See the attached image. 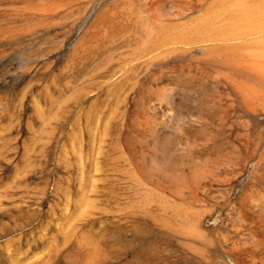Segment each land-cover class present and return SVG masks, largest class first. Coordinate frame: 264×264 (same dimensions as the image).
<instances>
[{"label":"rangeland","instance_id":"obj_1","mask_svg":"<svg viewBox=\"0 0 264 264\" xmlns=\"http://www.w3.org/2000/svg\"><path fill=\"white\" fill-rule=\"evenodd\" d=\"M257 2L0 0V264H247L264 239V83L237 65L264 56Z\"/></svg>","mask_w":264,"mask_h":264},{"label":"bare ground","instance_id":"obj_2","mask_svg":"<svg viewBox=\"0 0 264 264\" xmlns=\"http://www.w3.org/2000/svg\"><path fill=\"white\" fill-rule=\"evenodd\" d=\"M230 1H231V0H230ZM256 1H257V0H254V4H255ZM260 1H262V2L259 4V6H260L259 8H261V6H262V9L260 10V12L262 11V13L259 14V12H257L258 14H256V15L264 14V0H260ZM233 2H234V1H232V3H233ZM250 2H251V1H250ZM258 2H259V0H258ZM258 2H257V3H258ZM232 3H227V4H230L229 6H231ZM247 3H248V2H247ZM247 3H246V4H247ZM240 4L242 5L243 3L240 2ZM249 4H251V3H248V4L246 5L247 8H249ZM232 6H233V4H232ZM253 6H254V5H253ZM253 6H252V7H253ZM255 6H256V4H255ZM244 7H245V4H244ZM250 7H251V6H250ZM252 7L249 8V9L251 10ZM229 8H230V7H229ZM229 8H228L227 11H229V12L234 11L232 7H231L230 10H229ZM241 8H243V5H242ZM247 8H246V9H247ZM253 8H254V7H253ZM259 8H258V9H259ZM243 9H244V8H243ZM249 9H248V12H249ZM258 9H257V10H258ZM231 10H232V11H231ZM252 10H254L253 12H254V14H255V11H256L255 8L252 9ZM238 11H239V10H238ZM239 12H241V11H239ZM245 13H246V12L244 11L242 14L245 15ZM250 13H251V11H250ZM250 13H248V14H249V17L251 16L250 19H253V20H254V18H252V15H253V14H250ZM232 14H234V13H232ZM242 14L239 15V17L242 16ZM246 14H247V13H246ZM248 14H247V15H248ZM247 15H246V17L244 18L245 21H246V20L249 21V18L246 19V18H247ZM253 16H254V15H253ZM262 16H263V15H262ZM257 19H258V18H256V20H257ZM253 20H252V21H253ZM258 20H259V19H258ZM259 21H260V20H259ZM241 22H242V21H241ZM249 22H251V20H250ZM253 23H254V22H251V25H250V28H252V29L256 28V26L253 25ZM246 24H247V23H246ZM249 24H250V23H249ZM254 24H255V23H254ZM237 25H238V24H237ZM237 25H236V26H237ZM239 25H240V24H239ZM263 25H264V24H263ZM263 25H262V23H261V25H259V28H260V26H262V30H261V31L258 32V31H257V28H256V30H255V29L252 30V33L254 32L253 34L248 33L249 36H257V37H258V36H260V35H263V37L260 36V37H262L263 39H260V37H259V39H260V40H264V28H263L264 26H263ZM245 26H246V25H245ZM254 26H255V27H254ZM238 28H239V27H238ZM250 28H247V30H248L249 32L251 31ZM247 30H246L245 32H248ZM238 32H239V31H238ZM238 32H237V33H238ZM234 34H235V33H234ZM250 34H251V35H250ZM235 35H236V34H235ZM235 35H234V36H235ZM244 35H246V34L244 33ZM244 35H243V36H244ZM234 36H233V37H234ZM235 37H237V36H235ZM241 37H242V36H241ZM241 37H240V39H242V38L245 39V37H242V38H241ZM234 39H235V38H233V41L235 42ZM243 39H242V40H243ZM259 39H258V40H259ZM230 40L232 41V39H230ZM238 40H239V39H238ZM238 40H237V41H238ZM260 40H259V41H260ZM248 42H249V41H248ZM251 42H252V40H251ZM253 42H255L256 45L259 44V43H257L256 40H254ZM262 43H263V42H262ZM260 44H261V43H260ZM252 45L256 46L255 44H252ZM261 46H263V44L259 46V49H260ZM227 47H228V46H227ZM263 47H264V46H263ZM254 48L257 49L258 47H252V48H251V50L253 49L252 52H255V51H254ZM259 49H258V50H259ZM261 49H262V48H261ZM261 49H260V50H261ZM258 50H257V51H258ZM263 50H264V49H263ZM252 52H250V53H252ZM262 53H263V52H262ZM257 54H259V53H257ZM257 54L255 53V54H253V55L255 56V55H257ZM226 55H227V54H226ZM249 55H250V54H249ZM259 55H260V54H259ZM262 55H263V54H262ZM246 56H248V55H246ZM257 56H258V55H257ZM257 56H255L256 58L253 57V59H257V58H258ZM260 56H261V55H260ZM228 57H229V56H228ZM229 58H230V57H229ZM229 58H226V57H225V59H227L226 62L228 61ZM247 58H248V57H246V58H244V59L246 60ZM231 59H232V60L229 59L230 62H232V61L235 60V59L233 60V58H231ZM239 59H240V58H239ZM239 59H237V60H238V63H239V62L241 63L242 61H244V60H241V59H240V60H241V61H240ZM253 59H252V60H253ZM237 60H236L235 62H237ZM252 60H251V61H252ZM254 61H255V62H254ZM254 61H253V63H255V65L252 63V67L254 66L255 69L252 68V67H250V69H251L250 71H251V72L249 71V69H247V66H244L245 63H242V64H241L242 66H241L240 64H239V65L236 64V65H237V67H238L241 71H243L242 74H243L245 77L247 76V74H248V75H251V76H253V77H256V78H258V79L261 81V82H260V81H259V82H260L261 85H262V84L264 83L263 80H262V78H261V75H263L262 73L264 72V68H263V65H264V56H263L262 58H260V59L258 58V60H254ZM230 62H228V63L230 64ZM235 62H234V63H235ZM244 62H245V61H244ZM249 62H250V60H249ZM256 62H259L260 64H256ZM261 62H263V65H262ZM246 65H248V64L246 63ZM232 66L235 67V65L233 64V62H232ZM238 68H237V69H238ZM234 71H235V70H234ZM235 72H236V71H235ZM238 72H240V71H238ZM244 73H245V74H244ZM236 74H237V73H236ZM260 74H261V75H260ZM238 75H239V74H238ZM243 75H239V77H240V76L243 77ZM242 77H241V78H242ZM247 77L250 79L249 76H247ZM243 78H244V77H243ZM248 78H247V79H248ZM251 78H252V77H251ZM247 79L245 78L246 83H247ZM249 79H248V80H249ZM258 79H257V80H258ZM240 80H241V79H239V82H240V83L237 82L238 85H239V84H240V85L242 84V80H241V81H240ZM245 80H244V81H245ZM257 80H256V81H253V80H252V81L255 83V82H258ZM244 81H243V84H245ZM252 81H251V82H252ZM253 82L250 83L251 86L254 85ZM259 82H258V83H259ZM258 83H257V85H256L257 89L259 88V87H258V86H259ZM260 83H259V84H260ZM237 84H236V85H237ZM243 84H242L241 86H243ZM238 85H237V87H238ZM250 85H249V86H250ZM261 85H260V87L263 86V85H262V86H261ZM246 86H247V87H246ZM251 86H250V87H251ZM254 87H255V86H254ZM239 88H240V86H239ZM245 88L249 89V88H248V85H245ZM245 88H244V89H245ZM263 88H264V87H263ZM242 89H243V88H242ZM242 89H240V90H242ZM259 89H261V88H259ZM259 89H258V90H259ZM252 90H255V88L252 89ZM244 91L247 92L248 90L245 89V90H243V92H244ZM255 91H256V90H255ZM243 92H242V95H244V96H242V97L245 98V97H247V95H249L248 92H247L248 94L245 93V92H244V93H245V94H244ZM249 92H250V94H251V93L253 94V91L249 90ZM260 92L262 93V92H264V90H263V91L259 90V91H257V93L255 92V95H256V96H257L258 94L261 95ZM262 94H264V93H262ZM245 95H246V96H245ZM259 95H258V98H259ZM251 96H252V95H249V97H247V98L252 99V100H253V98L257 99L256 96L250 98ZM253 96H254V95H253ZM263 96H264V95H263ZM261 97H262V95L260 96V98H261ZM244 98L242 99V100L245 101V104H244L243 108L246 106V104H247V106H248V103L251 104V103L249 102V101H251V100H247V98H246V99H244ZM255 99H254V101H256ZM261 99L264 100V98H261ZM261 99L258 100V101H259V102H262L263 100L261 101ZM244 101H242V104H243ZM246 101H247L248 103H246ZM262 104H264V102H263ZM247 106H246V109H248V110H246V109L244 108V110L247 111V112H250L252 109H254V108H252L251 110L249 109V108L252 107V104H251V106H248V107H247ZM263 111H264V109H263ZM247 112H246V113H247ZM253 112H254V111L252 110L251 114H253ZM256 113H257V112H256ZM230 127H231V128H230ZM230 127H229V130L231 131L232 126H230ZM233 129H234V128H233ZM232 132H233V130H232ZM232 132H231V133L228 132V134L230 135V137H231ZM237 133H238V132L235 133V136H236ZM229 135H228V137H229ZM237 135H238V134H237ZM239 135H240V134H239ZM241 136H246V135H241ZM238 137H239V136H238ZM238 137L236 136V138H238ZM232 138H233V137L230 138V142H231V139H232ZM239 139H240V138H239ZM243 139H244V138H243ZM243 139H242V140H243ZM242 140L240 139V141H242ZM250 140H251V139H249V142H250ZM255 140H256V138H255ZM251 141H252V140H251ZM256 141H257V140H256ZM259 141H260V140H259ZM259 141H258V142H259ZM238 142H239V141H238ZM242 142L244 143V141H242ZM242 142H240V143H242ZM253 142H254V140H253ZM232 143L234 144V141H233ZM232 143H231V144H232ZM235 143H236V142H235ZM251 143H252V142H251ZM259 143H260V142H259ZM256 144H257V142H256ZM247 145H248V141H247V143H246V145H245V149L247 148ZM249 145H251V144H249ZM249 145H248V146H249ZM234 146H236L235 148H237V147L239 146V144H238V146L234 144ZM251 146H252V145H251ZM255 146H257V145H255ZM262 146H263V145H262ZM242 148H243V146H242ZM256 148L258 149V147H256ZM256 148H255V149H256ZM248 149H249V147H248ZM252 149H254V147H253ZM252 149H251V150H252ZM237 150H238V149H237ZM249 150H250V149H249ZM260 150H261V149H260ZM260 150H259V151H260ZM239 151H240V149H239ZM247 151H248V150H246V152H247ZM253 151H254V150H253ZM255 151H256V150H255ZM261 151H262V152H259L260 154L264 152V150H261ZM243 152H244V151H242V153H243ZM248 152H249V151H248ZM248 152H247V155L249 154ZM244 153H245V152H244ZM244 153H243V154H244ZM238 154H239V153H238ZM240 154H241V151H240ZM250 154H252V152H251ZM254 154H255V152H254ZM254 154H253V155H254ZM256 154H258V153H256ZM253 155H252V157H255V155H254V156H253ZM243 156H246V155H243ZM248 156H249V155H248ZM248 156H247V159L245 158V159H246V162L249 160L248 158H249L250 156H249V157H248ZM261 156H264V155L262 154ZM258 157H259V154H258ZM241 158H244V157H241ZM263 158H264V157H263ZM251 159H252V158H250V162H251ZM256 160H257V159H256ZM259 160L262 161L261 159H259ZM259 160H258V161H259ZM234 161H235V160H234ZM234 161H233V162H234ZM239 161H243L242 163H244V160H239ZM227 162H228V161H227ZM227 162H226V165L228 164ZM246 162H245L242 166H240V165H239V166H240V167H244V165L246 164ZM254 162H257V161H254ZM248 163H249V162H248ZM261 163H263V162H261ZM230 164H232V163H230ZM235 164H236V163H235ZM239 164H240V163H239ZM250 164H251V163H250ZM253 164H254V163H253ZM258 164L260 165V163H258ZM221 165L224 166L225 164H224V165L221 164ZM221 165H220V167H221ZM226 165H225V166H226ZM251 165H252V164H251ZM259 165H258V166H259ZM225 166H224V167H225ZM233 166H235V165H233ZM233 166H232V167H233ZM236 166H237V165H236ZM204 167H205V166H204ZM215 167H216V166H215ZM220 167H219V169H218L219 171H220V169H221ZM224 167H222V168H224ZM227 167H230V165L227 166ZM250 167H251V166H250ZM252 167H253V166H252ZM255 167H256V166H255ZM259 167H260V166H259ZM202 168H203V167H202ZM207 168H208V167H207ZM225 168H226V167H225ZM225 168H224V171H226ZM244 168H246V167H244ZM244 168H243V169H244ZM204 169H206V168H204ZM211 169H212V168H211ZM211 169H210V170H211ZM236 169H237V167H236ZM253 169H256V168H253ZM262 169H264V168H262ZM214 170H215V169H214ZM214 170H213V171H214ZM239 170H240V168H239ZM241 170H242V169H241ZM252 171H254V170H252ZM258 171H260V170H257V173H258ZM263 171H264V170H263ZM263 171H261V172H263ZM200 172H201V171H200ZM202 172H204V171H202ZM202 172H201V173H202ZM211 172H212V170H211ZM233 172L235 173V171H233V169H229L228 172L225 173V174H227V176H223L224 179H223V177H221V175H222L223 172H222L221 174H219L220 178H219V176L216 178V181L219 179V180L217 181V184H218V183L220 184V181H222L221 178H222L223 180H226L227 177H228V174H229L231 177L229 176V177H230V180H229V182H227V185H228V183H230V181L233 180V179H232V174H233ZM237 172H238V171H237ZM241 172H242V171H240V173H241ZM194 173H195V172H194ZM214 173H215V171H214ZM251 173H252V172H251ZM253 173H254V172H253ZM257 173H256V175H257ZM195 174H196V173H195ZM195 174H194V175H195ZM215 174H218V172H216ZM215 174H213V172H212V175H213V176H214ZM223 174H224V173H223ZM191 175H193V174H191ZM191 175H190V176H191ZM197 175H199V173H197ZM236 175H237V174H236ZM238 175H240L239 172H238ZM234 177H235V176H234ZM254 177H255V175H254ZM258 177H259V176H258ZM206 178H207V177H206ZM206 178H205V179H206ZM208 178H209V177H208ZM225 178H226V179H225ZM194 179H195V178H194ZM209 179H211V178H209ZM258 179H259V178H258ZM182 180L185 181V179H182ZM201 180H202V179H201ZM201 180H200V181H201ZM206 180H207V179H206ZM227 180H228V179H227ZM172 181H173V180H172ZM200 181H198V182H200ZM211 181H212V180H211ZM211 181H210L209 183H211ZM170 182H171V181H170ZM177 182H178V181H177ZM180 182H182V181H180ZM204 182H206V181L204 180ZM213 182H214V181H213ZM171 183H172V182H171ZM173 183H174V182H173ZM214 183H215V182H214ZM231 183H233V182H231ZM180 184H181V183H180ZM183 184H184V182L181 184L182 187H180L181 185L178 186L177 183H176V186L179 187L180 189H183V186H185V185H183ZM188 184H189V183H188ZM196 184H197V183H196ZM205 184H206L205 187H206L207 185H209V184H207V182H206ZM172 185H173V184H172ZM232 185H233V184H232ZM174 186H175V185H174ZM176 186H175V187H176ZM187 186H188V185H187ZM187 186H185V187H186V190L183 189L184 192H185V191H189V192H190V190H187ZM194 186H195V185H194ZM197 186H199V184H198ZM200 186H201V185H200ZM209 186H210V185H209ZM230 186H231V185L229 184V190H230L231 187H233V186H231V187H230ZM224 187H225V186H224ZM227 187H228V186H227ZM179 188H175V191H177V189H178L179 191H181ZM190 188H191V187H190ZM199 188H200V187H199ZM207 188H208V187H207ZM207 188H206V189H207ZM225 188H226V187H225ZM247 188H248V187H247ZM194 189H197V188L195 187ZM208 189H209V188H208ZM208 189H207V190H208ZM210 189H211V187H210ZM210 189H209V190H210ZM250 189H251V188H250ZM183 190H182V191H183ZM207 190H205V192H206ZM209 190H208V191H209ZM226 190H227V189H226ZM229 190H228V191H229ZM232 190H234V187H233ZM232 190H231V191H232ZM182 191H181V193H182ZM196 191H197V190H196ZM200 191H201V190H200ZM208 191H207V192H208ZM224 191H225V190H224ZM224 191H223V193H224ZM228 191H227V192H228ZM197 192H198V191H197ZM201 192H203V191H201ZM210 192H211V191H210ZM233 192H234V191H233ZM173 193H174V191H173ZM191 193H192V191H191ZM223 193H222V194H223ZM231 193H232V192H230V193H228V194H231ZM242 193H243V192H242ZM242 193H241V195H242ZM244 193H245V192H244ZM244 193H243V194H244ZM175 194H176V193H175ZM182 194H183V193H182ZM188 194H189V195H188L189 197H192V196L196 195V193H194V194L192 193V196H191L190 193H188ZM204 194H205V193H204ZM206 194H207V193H206ZM208 194L210 195L209 192H208ZM223 195H224V194H223ZM241 195H240V196H241ZM246 195H247V194H246ZM179 196H180V197H179ZM181 196H182V195H179V194H178V197L181 198V199L183 200V198H182ZM204 196H205V195H204ZM226 196L228 197L227 193L225 194V198H227ZM229 196H230V195H229ZM243 196H245V195H243ZM178 197H177V198H178ZM194 197H195V196H194ZM208 197H209V196H208ZM223 197H224V196H223ZM179 198H178V199H179ZM196 198H197V197H196ZM210 198H211V197H210ZM212 198H214V197L212 196ZM219 198H220V197H219ZM225 198H224V199H225ZM228 198H230V197H228ZM228 198H227V201H228ZM242 198H243V197H242ZM242 198L239 197V199H242ZM244 198H245V197H244ZM244 198H243V200H244ZM181 199H180V200H181ZM187 199H188V197H187ZM190 199L192 200L193 197H192V198H189V201H190ZM245 199H246L245 201H247V199L249 200L248 197L245 198ZM193 200H194L195 202H197V199H196V200L193 199ZM193 200H192V203H193ZM200 200L202 201V199L199 197V201H200ZM214 200H215V199H214ZM216 200H218V199H216ZM237 200H238V199H237ZM237 200H236V202H237ZM212 201H213V199H212ZM230 201H232V200H230ZM245 201H244V202H245ZM255 201H256V200H255ZM190 202H191V201H190ZM203 202H205V201H203ZM203 202H199V203L201 204V203H203ZM214 202H215V201H214ZM216 202H217V201H216ZM240 202L242 203L243 201H239V203H240ZM249 202H250V201H249ZM219 203H220V202H219ZM222 203H223V201H222ZM224 203H226V202L224 201ZM227 203L230 204V202H227ZM237 203H238V202H237ZM241 203H240V204H241ZM250 203H251V202H250ZM252 203H253V202H252ZM255 203H256V202H255ZM258 203H259V202H257V204H253V205H254V206H255V205L260 206ZM203 204H205V203H203ZM213 204H214V206H215L217 203H213ZM213 204H211V208H212V209H213V207H212ZM240 204H238V205H240ZM247 204H248V202H246L244 208H243L241 205H240V206L242 207V209H245V207L247 208V206L249 207V205H250V204H248V205H247ZM218 205H219V204H218ZM218 205H216L215 207H217ZM223 205H224V204H223ZM236 205H237V204H235V206H236ZM243 205H244V204H243ZM246 205H247V206H246ZM253 205H250L251 208H252ZM200 206H201V205H200ZM231 206H232V205H231ZM215 207H214V209H216ZM218 207H219V206H218ZM233 207H234V206H233ZM237 207H239V206H237ZM241 207H240L239 209H241ZM249 208H250V207H249ZM249 208H248V209H249ZM256 208H257V207H256ZM261 208H262V206H261ZM261 208L259 207V209H261ZM219 209H220V208H219ZM232 209H233V208H232ZM236 209H237V208H236ZM254 209H255V208H254ZM257 209H258V208H257ZM257 209H256V210H257ZM220 210H221V209H220ZM234 210H235V209H234ZM234 210H233V211H234ZM249 210H250V209H249ZM215 211H216V210H215ZM215 211H214V212H215ZM231 211H232V210H231ZM242 211H245V212H246V210H242ZM257 211H260L259 214L257 213V216H256V215H255V216H252V215H254L255 213H254V211H251V216L255 218L254 220H253V219H251V220H252L253 222H254L255 220L258 221L257 219L260 220L259 222L263 221V222H261V223H262L261 225H259L260 223H257V222L255 223V222H254V223L256 224V225L254 224V228H258V226H257V224H258V225L261 227V229H262V226H263V224H264V212H263V208H262V211H261V210H257ZM227 212H228V211H227ZM227 212H226V213H227ZM236 212L238 213V211H236ZM236 212H235V214H236ZM239 212H240V211H239ZM248 212H249V211H248ZM252 212H253V213H252ZM226 213H225V214H226ZM229 213H230V211H229ZM231 213H232V212H231ZM242 213H244V212H241L240 214L242 215ZM210 214H211V213H210ZM240 214L238 213L237 216H239ZM244 214H245V213H244ZM247 214H248V213H247ZM247 214H246V215H247ZM227 215H228V214H227ZM229 215H230V214H229ZM229 215L227 216L228 218H229ZM233 215H234V214H233ZM241 215L239 216V218L241 217ZM249 215H250V213H249ZM225 216H226V215H225ZM244 216H245V215H244ZM244 216H243V218L246 217V216H245V217H244ZM234 218H235V217H234ZM234 218H233V219H234ZM243 218H242V220H240V219L238 220L239 222L241 221L240 223H242V224H243L242 221H244ZM246 218H247V217H246ZM246 218H245V219H246ZM248 218L250 219V217H248ZM231 219H232V218H231ZM227 220H228V219H227ZM227 220L225 219V221H227ZM247 220H248V219H246L245 221L247 222ZM251 220H250V221H251ZM221 221H222V220H221ZM229 221H230V220H228V223L231 225V222H229ZM236 221H237V220H236ZM245 221H244V222H245ZM252 221H251V222H252ZM200 222H201V221H200ZM233 222H234V221H233ZM246 222H245L244 224H246ZM253 222H252V223H253ZM249 223H250V222H249ZM236 224H237V223H236ZM236 224H235V225H236ZM250 224H251V223H250ZM199 225H200V224H199ZM247 225H248V223H247ZM251 225H252L251 227L253 228V224H251ZM232 226H234V223L232 224ZM232 226H231V228H232ZM255 226H257V227H255ZM248 227H250V225H249ZM251 227H250V229H251ZM234 228H235L236 231H238V230H237V229H238L237 227H234ZM234 228H233V229H234ZM240 228H241V230H243V229H242L243 227L240 226ZM245 228H246V227H245ZM263 228H264V227H263ZM248 229H249V228H248ZM250 229H249V230H250ZM231 230H232V229H231ZM246 230H247V229H246ZM259 230H260V229H259ZM262 230H263V229H262ZM236 231H234L235 234H236ZM250 231H251V230H250ZM250 231H249V232H248V231L245 232V229H244V232H245V233H247V232L250 233ZM252 231H253V230H252ZM255 231H256V230H255ZM257 231H258V230H257ZM263 231H264V230H263ZM232 232H233V231H232ZM234 232H233V233H234ZM242 232H243V231H242ZM260 232H261V231H260ZM226 233H227V232H226ZM238 233H239V232H238ZM252 233H254V232H252ZM250 234H251V233H250ZM260 234L263 235L262 232H261ZM220 235H221V234H220ZM225 235H226V234H225ZM233 235H234V234H233ZM233 235H232V236H233ZM242 235H243V234H242ZM232 236H231L230 238H233V237H234V236H233V237H232ZM247 236H248V235H247ZM256 236H257V235H256ZM237 237H238V236H237ZM239 237H241V236L239 235ZM239 237H238L237 239H239ZM243 237L246 238L245 236H243ZM219 238H220V237H219ZM222 238H224L223 235H222ZM235 238H236V237H235ZM244 238H241V239L244 240ZM247 238H248V237H247ZM257 238H258V237H256V239H257ZM259 238H260V236H259ZM259 238H258V239H259ZM250 239H251V237H250ZM256 239H255V240H256ZM261 239H262V237H261ZM245 240H246V239H245ZM255 240H254V241H255ZM226 241H227V242H226ZM254 241H253V242H254ZM224 242H225V243L229 246V248H230V249L227 250V251H230V250H231L230 252H232V251L237 250V248L239 247V245H238V244H239V240H237V242H236V241H234L233 239H227V240H225ZM250 242H252V241H249V243H250ZM225 243H224V244H225ZM242 244H243V243H242ZM251 244H252V243H251ZM253 244L255 245V243H253ZM240 245H241V244H240ZM246 245H249V246H247V247H249V249H250V250H248V249L245 248V249L249 252V253H248V254H249V255H248L249 259L247 258L249 261H247V264H248V262H249V264H257V263L262 264V263H264V239H263V240H256V245H255L254 247H252V248H250V244H247V243H246ZM251 246H252V245H251ZM241 247H242V246H241ZM239 248H240V247H239ZM241 252H242V251H241ZM244 252H245V251H244ZM246 254H247V253H246ZM235 255H236V254H235ZM240 256H241V255H240ZM244 256H245V255H244ZM246 257H247V256H246ZM235 258H236V257H235ZM242 258H243V256H242ZM240 259H241V258H240ZM232 260H233V259H232ZM243 260H244V259H243ZM243 260H241V261L243 262ZM233 261H234V260H233ZM239 261H240V260H239ZM241 261H240V262H241ZM235 262H236V259H235ZM242 262H241V263H242ZM237 263H238V261H237ZM243 263H244V262H243ZM238 264H239V263H238ZM245 264H246V262H245Z\"/></svg>","mask_w":264,"mask_h":264}]
</instances>
